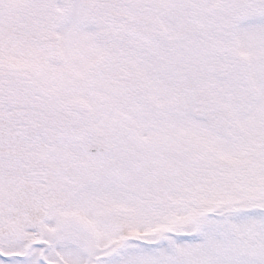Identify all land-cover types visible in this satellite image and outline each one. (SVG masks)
Returning <instances> with one entry per match:
<instances>
[{
    "label": "snow or ice",
    "instance_id": "6c2138e0",
    "mask_svg": "<svg viewBox=\"0 0 264 264\" xmlns=\"http://www.w3.org/2000/svg\"><path fill=\"white\" fill-rule=\"evenodd\" d=\"M0 264H264V0H0Z\"/></svg>",
    "mask_w": 264,
    "mask_h": 264
}]
</instances>
